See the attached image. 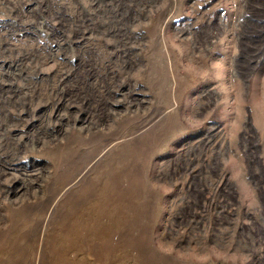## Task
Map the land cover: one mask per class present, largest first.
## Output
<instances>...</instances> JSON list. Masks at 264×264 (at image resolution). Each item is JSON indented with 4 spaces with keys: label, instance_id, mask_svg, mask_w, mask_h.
I'll list each match as a JSON object with an SVG mask.
<instances>
[{
    "label": "rangeland",
    "instance_id": "1",
    "mask_svg": "<svg viewBox=\"0 0 264 264\" xmlns=\"http://www.w3.org/2000/svg\"><path fill=\"white\" fill-rule=\"evenodd\" d=\"M0 264H264V0H0Z\"/></svg>",
    "mask_w": 264,
    "mask_h": 264
}]
</instances>
